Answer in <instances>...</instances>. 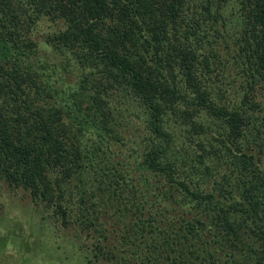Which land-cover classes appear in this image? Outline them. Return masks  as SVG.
Segmentation results:
<instances>
[{"label": "trees", "instance_id": "16d2710c", "mask_svg": "<svg viewBox=\"0 0 264 264\" xmlns=\"http://www.w3.org/2000/svg\"><path fill=\"white\" fill-rule=\"evenodd\" d=\"M3 188L84 264H264V0H0Z\"/></svg>", "mask_w": 264, "mask_h": 264}, {"label": "rangeland", "instance_id": "374dc122", "mask_svg": "<svg viewBox=\"0 0 264 264\" xmlns=\"http://www.w3.org/2000/svg\"><path fill=\"white\" fill-rule=\"evenodd\" d=\"M44 31V29H43ZM29 196L3 188L0 198V264H84L85 253L52 214L44 217Z\"/></svg>", "mask_w": 264, "mask_h": 264}]
</instances>
